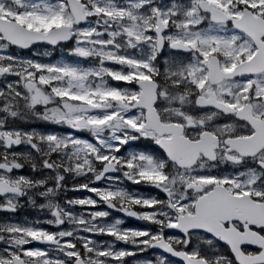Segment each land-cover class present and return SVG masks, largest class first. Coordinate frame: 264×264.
I'll use <instances>...</instances> for the list:
<instances>
[{
    "label": "snow or ice",
    "instance_id": "obj_1",
    "mask_svg": "<svg viewBox=\"0 0 264 264\" xmlns=\"http://www.w3.org/2000/svg\"><path fill=\"white\" fill-rule=\"evenodd\" d=\"M0 264H264V0H0Z\"/></svg>",
    "mask_w": 264,
    "mask_h": 264
},
{
    "label": "rangeland",
    "instance_id": "obj_2",
    "mask_svg": "<svg viewBox=\"0 0 264 264\" xmlns=\"http://www.w3.org/2000/svg\"><path fill=\"white\" fill-rule=\"evenodd\" d=\"M37 51H38L39 53H43L44 49L41 48V49H38ZM28 55H31V53L28 54ZM58 55H59V52H58V51H57V52H54V53L52 54L51 59H56ZM37 58H40V57H37Z\"/></svg>",
    "mask_w": 264,
    "mask_h": 264
},
{
    "label": "flooded vegetation",
    "instance_id": "obj_3",
    "mask_svg": "<svg viewBox=\"0 0 264 264\" xmlns=\"http://www.w3.org/2000/svg\"><path fill=\"white\" fill-rule=\"evenodd\" d=\"M29 215H34L33 213H29ZM138 223L139 222H137V221H133V220H128V224L130 225V226H136V225H138Z\"/></svg>",
    "mask_w": 264,
    "mask_h": 264
}]
</instances>
